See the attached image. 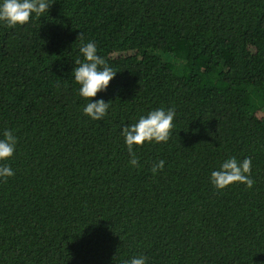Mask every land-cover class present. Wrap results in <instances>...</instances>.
I'll return each instance as SVG.
<instances>
[{
    "label": "trees",
    "instance_id": "1",
    "mask_svg": "<svg viewBox=\"0 0 264 264\" xmlns=\"http://www.w3.org/2000/svg\"><path fill=\"white\" fill-rule=\"evenodd\" d=\"M50 3L0 21V264H264V0ZM89 41L117 72L101 120L72 73ZM159 108L169 139L133 167L122 128ZM233 156L252 188L212 184Z\"/></svg>",
    "mask_w": 264,
    "mask_h": 264
},
{
    "label": "clouds",
    "instance_id": "2",
    "mask_svg": "<svg viewBox=\"0 0 264 264\" xmlns=\"http://www.w3.org/2000/svg\"><path fill=\"white\" fill-rule=\"evenodd\" d=\"M52 3L50 0H2L0 3V21L7 23L9 27L17 24L27 23L32 14L40 16ZM82 33L78 38L82 39ZM80 53L84 59L75 60V67L72 70L75 82L80 85L79 95L89 99L83 107L84 114L94 120H101L109 108V102L103 98L93 100L101 91H106L110 81L116 73L106 61L97 54V46L89 41L83 44ZM175 109L169 108L165 111L163 108L152 110L147 115H141L138 122L126 124L122 128L121 135L125 138L130 160L129 164L133 167L139 166V158L134 151V145H143L146 141L151 143L167 142L173 127L175 118ZM17 144V137L12 130H5L3 139H0V161L11 158L14 155ZM165 161L159 160L153 163L152 173L155 175L164 168ZM251 157H246L242 161L236 157H230L225 160L219 170L211 173L210 180L218 189H224L232 183L239 182L252 188L254 180L251 178ZM15 175L10 166L0 165V178L7 179ZM147 257H132L124 264H146Z\"/></svg>",
    "mask_w": 264,
    "mask_h": 264
}]
</instances>
